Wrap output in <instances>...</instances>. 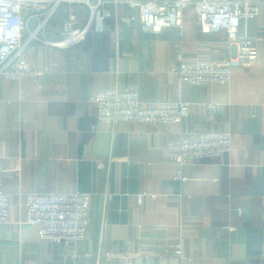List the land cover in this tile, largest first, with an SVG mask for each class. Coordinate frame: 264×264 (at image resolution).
Segmentation results:
<instances>
[{"label": "crops", "instance_id": "1", "mask_svg": "<svg viewBox=\"0 0 264 264\" xmlns=\"http://www.w3.org/2000/svg\"><path fill=\"white\" fill-rule=\"evenodd\" d=\"M69 12L85 25V6L61 5L41 37L60 39ZM103 12L102 30L73 48L28 47L39 81L0 79L10 215L0 226V264H264V43L253 68H233L231 86L186 85L178 56L229 60L224 34H201L191 11L181 30L158 35L138 19L125 23L137 17L126 6L117 20L111 7ZM246 29L264 41V7ZM112 89L136 92L144 109L181 102L188 112L180 124L102 125L90 98ZM211 105L215 120L206 116ZM198 132L229 133L231 151L182 168L170 162L168 142ZM70 193L90 195L86 239L40 240L39 227L24 224L26 196Z\"/></svg>", "mask_w": 264, "mask_h": 264}, {"label": "built area", "instance_id": "2", "mask_svg": "<svg viewBox=\"0 0 264 264\" xmlns=\"http://www.w3.org/2000/svg\"><path fill=\"white\" fill-rule=\"evenodd\" d=\"M71 4L87 8L85 25L80 28L76 15L69 12L62 23L60 39L48 41L41 37L58 7ZM121 6L137 14V17L131 15L123 21L130 23L138 19L142 31L148 34L181 30L185 11L194 14L201 34H224L232 50L231 59L187 62L179 55L176 74L181 84L229 87L233 82V68H253L260 44L264 43L250 36L246 29L248 22L259 16L264 0H0V79L39 81L42 72L26 65L25 51L30 45L36 43L60 50L73 48L85 41L90 30H102L106 17L103 11L107 7L113 9L117 20V10ZM90 102L95 107L96 121L111 127L121 123L180 124L189 108L188 104L179 102L160 103L144 109L136 92L116 89L100 91L90 98ZM207 108V118L215 120L216 107ZM231 149L229 133H190L167 144L168 160L179 168L218 158ZM3 172L0 162V226L10 222L9 194L1 179ZM144 197L136 196L139 206ZM89 206L88 194H28L24 224L38 226L37 235L42 241L74 245L86 239ZM102 230L103 226L101 233ZM186 264H192V260L186 259Z\"/></svg>", "mask_w": 264, "mask_h": 264}]
</instances>
